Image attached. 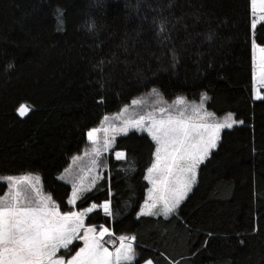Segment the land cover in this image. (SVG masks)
I'll use <instances>...</instances> for the list:
<instances>
[{
  "label": "trees",
  "instance_id": "16d2710c",
  "mask_svg": "<svg viewBox=\"0 0 264 264\" xmlns=\"http://www.w3.org/2000/svg\"><path fill=\"white\" fill-rule=\"evenodd\" d=\"M252 18L251 0H0V177L38 173L69 211L63 174L104 115L149 93L166 104L204 99L243 123L222 132L176 212L138 215L156 147L138 130L117 137L112 150L126 159L109 155L103 179L75 206L111 200L112 216L98 208L86 221L112 230L106 243L135 236L132 264H264V97L254 95ZM255 40L264 44L262 21ZM7 186L0 181V194Z\"/></svg>",
  "mask_w": 264,
  "mask_h": 264
},
{
  "label": "snow or ice",
  "instance_id": "6c2138e0",
  "mask_svg": "<svg viewBox=\"0 0 264 264\" xmlns=\"http://www.w3.org/2000/svg\"><path fill=\"white\" fill-rule=\"evenodd\" d=\"M251 11L253 76L257 83L264 84V44H258L255 40L258 23L256 13L259 12V21L264 22V0H251ZM56 16L62 23L63 10L57 8ZM89 28H95V23L92 22ZM157 31L162 39H168L163 35L168 31L165 21L159 22ZM152 91L156 92V89ZM204 96L207 97V93ZM100 99L103 101V97ZM177 99L182 102L184 98ZM133 103L138 104L141 101ZM17 111L25 115L30 108L21 104ZM154 111L160 115L149 112L137 120L125 121L118 131L126 133L129 127L140 128L146 130L156 142L153 154L155 158L147 169L146 177L153 185L148 190L151 202L145 201L141 213L160 215L162 212L163 215L169 216L178 210L181 202L192 190L196 183L198 167L217 146L220 130L243 121L232 119L231 123H206L200 122L199 118L186 116L183 109H178L175 114L164 107ZM228 116L231 118L233 114L229 113ZM104 119L107 120V116ZM146 121L148 123H145ZM97 131L98 129H91L88 132L89 138L95 139L93 134ZM112 142L111 139L106 141L105 150ZM93 151L97 157L101 154L99 148ZM115 156L117 159H126V154L122 151H116ZM92 164L93 169L101 167L98 159H94ZM8 179L14 183L9 193L0 197V264H132L135 261V236H120L121 244L113 251L103 243L106 234L114 235L112 230L103 225L98 230L96 225L85 223V218L94 209L102 208L106 215L112 216L110 199L101 204L92 202L82 210L62 212L50 195L42 193L37 183L38 177L25 175ZM98 179H103L99 172L89 180V188L83 187V178L79 181L80 188L74 183L68 204L75 206L81 194L95 187ZM157 206L158 210L153 211ZM73 241H82L83 244L67 258L58 255L61 249H69ZM144 264H153V260L146 259ZM171 264L177 262L173 261Z\"/></svg>",
  "mask_w": 264,
  "mask_h": 264
},
{
  "label": "rangeland",
  "instance_id": "374dc122",
  "mask_svg": "<svg viewBox=\"0 0 264 264\" xmlns=\"http://www.w3.org/2000/svg\"><path fill=\"white\" fill-rule=\"evenodd\" d=\"M256 18L259 21V12L258 11L256 13ZM256 54H257V56L259 55L258 50H257ZM253 68H254V65H253ZM261 93H264V84H259L254 79V95H255V97L256 98H263L264 95H261ZM133 101H141V103L134 104ZM133 101L131 103H129L128 105L123 106L117 112L104 115L102 117V119L100 120L99 124L96 127L92 128V129H94V128L98 129V131L93 134L95 139H90L88 136V133H87L88 140H87L85 150H83L79 155H76L73 158V162H72L71 166L63 174L64 175L63 177H65L68 181H70L72 183V190H73V184L74 183L76 184L77 188L81 187V185L79 183L81 178L84 179L83 187L89 188L88 182L91 179V177L95 176L97 172L102 174V171L104 169L103 165L107 164V160L109 158V155L112 154L115 156L116 150L113 151L112 149L114 147V144H115L117 137H119L120 135H124L128 132H131L133 130L146 131V130H141L140 128H135V127H129V129L126 133L118 131V129L124 125L125 121L137 120V119H139L140 116L147 115L149 112H152L154 115L159 116L160 114L155 112L154 109L164 107L168 111H171L173 114H175L178 109H183L186 116H193V117L199 118L200 122H206V123H217V122L223 123L225 121H227L228 123H231L232 119H234L236 121H240L239 119H237L235 117L234 114L231 118H229V116H228L229 113L222 115V116H218V115L213 114L212 112H210L207 109V106H206L204 99H202L201 101H188V100L183 99L182 102L178 101V99H177L175 103L167 102L169 104H166V103H164V101H162L160 99V96L158 94L149 93V94H146L145 96L138 98V99H135ZM28 113H29V111L25 115H22V116H26ZM205 113H211L212 115H205ZM105 116H107V118H108L107 120L104 119ZM145 123H148V122L146 121ZM237 124H240V123H234L232 125V127L234 125H237ZM226 128H229V127H225V128L220 130L219 140L217 141V145L220 141L222 132ZM109 139H111L113 142L110 146L107 147V150H105L106 141ZM216 147L214 149H216ZM95 148H99L101 150V154L98 157H97L96 153L93 151ZM214 149L211 150V153ZM94 159L99 160L101 167L93 169L92 161ZM206 159L203 162H201L199 167H198L196 183H197V179H198V173H199L200 166L202 165V163H204L206 161ZM25 175H31L33 177H38L39 179L37 180V183L40 185L42 193L49 195L43 189L42 175H40L38 173H26V174H19V175L10 174V175L1 176L0 181L7 183L8 186L5 190V192L3 194H0V197L6 196L9 193V189L11 188L12 184L14 183L13 180L8 179L9 177L20 178V177H23ZM147 176H148V172H147L146 177ZM147 180L149 182V187L147 189L145 200L142 203V206L140 208L139 213H141V209L145 207V201L151 202V195H150L148 190L150 188H152L153 185L149 179H147ZM196 183L192 186V190L194 189ZM72 190H71V194H72ZM192 190L188 193V195L192 192ZM86 192L87 191L83 192L81 194V197ZM188 195H187V197H188ZM52 200H54V199L52 198ZM184 200L181 202V204L184 202ZM77 201H76V203H77ZM158 208H159V206H157V209H154L153 211L158 210ZM73 210H82V209H79L78 207L74 206L69 211H73ZM61 211L65 212L64 210H61ZM144 213H147V212H144ZM86 218H85V223L88 224L86 221ZM97 229L99 230V228H97ZM107 235L108 234H106L103 237V239ZM120 236H122V235H120ZM120 236L116 237V239L108 240V243H106L104 241H103V243L106 247H109L110 249H112L114 251L115 248H118L121 244V241L119 239ZM123 236H126V235H123ZM126 237H129V236H126ZM127 242L128 241H124V243H127ZM109 243H111V246ZM82 244H83L82 241H73V243L69 246V249H67V250L61 249V251L58 253V255H64L67 258L70 255L74 254L75 251L78 250V248L80 246H82Z\"/></svg>",
  "mask_w": 264,
  "mask_h": 264
}]
</instances>
